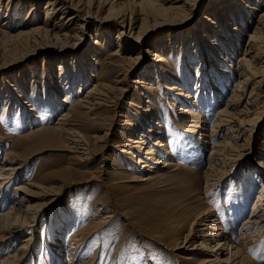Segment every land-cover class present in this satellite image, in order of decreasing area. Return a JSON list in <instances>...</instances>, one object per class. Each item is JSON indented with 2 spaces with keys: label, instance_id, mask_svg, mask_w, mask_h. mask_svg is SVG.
<instances>
[{
  "label": "rangeland",
  "instance_id": "rangeland-1",
  "mask_svg": "<svg viewBox=\"0 0 264 264\" xmlns=\"http://www.w3.org/2000/svg\"><path fill=\"white\" fill-rule=\"evenodd\" d=\"M30 1L0 0L2 16L0 22L7 20L11 24L12 27L8 29L10 34L43 22L45 18L43 7L46 0H35L36 10L28 17ZM139 1H117L120 7L130 12L132 18L138 20L134 23L136 26L132 30L134 33L138 31L140 21L139 17L134 15L136 11L142 14L150 12L148 5H136ZM91 3L83 4L79 8L81 16L85 11L89 12L82 29L72 28L75 26L71 21L68 23V29L77 33L76 38L81 44L75 55H71L70 52L61 54L47 48L50 44L47 40L40 41L32 37H27L28 40L9 39L0 35V160L6 152L17 154L20 160L24 158L16 174L18 177L11 178L7 191L12 192L13 187L21 179L56 186L52 195L41 201L44 205L37 214L34 226L20 225L17 227V238L14 242L4 246L0 244V261L6 255L14 253L19 248L21 240L28 237L30 242L27 243L25 255L16 264H55L54 259L59 258L56 257V252L61 242L62 246L68 249L73 246L72 241L75 239L80 243V246L73 249L78 256L76 264L88 261L92 255L94 257L88 264H228L225 260L222 263L211 261L203 263L207 257L197 243H191L187 249H176L189 232L191 234L198 231L206 234V230H202L203 223L200 226H197V223L202 218L210 216L209 220L219 217L222 228L226 230L225 237L230 234L233 246L242 249L244 254L242 261L245 264H264V227L258 231L256 226H252L250 233L253 236L243 240H240L239 234L240 231L247 230V228L242 230V223L252 210L251 201L256 194L255 191L261 188L263 179L259 175L251 176L254 188L245 202L230 195L231 191L239 189L245 197L248 191V188L242 189L237 185L232 187L236 167L251 161L259 166V162L264 161L261 153L264 151V95L259 103L260 115L258 114L257 120L260 124L257 128L259 135L256 141L250 139L248 143L254 149L250 152L248 148L238 150L237 155H229L227 165L222 162L220 163L223 165L222 168L214 166L223 171L222 179L220 178L217 184L205 185L204 174L208 170L210 144L205 142L201 145L193 140L195 136L197 137V132L191 135L189 131L191 129L199 131L201 128H195L196 125L203 127L204 122L208 123L206 128L209 131L217 110L222 105L209 91L204 97V104L201 105L197 101L195 105L192 104L195 99L180 101V98L164 89V86L175 81L183 86L185 79L190 77L192 80L196 79L197 61L192 60L189 63L192 73L188 76L182 74V62L184 59L189 60L186 52L196 53L200 47L194 38L187 44L188 35L182 36L181 33L191 29L194 20L205 14L207 9H211V0H200L197 6L195 5L199 13L190 14L195 16L189 21L186 20L185 13L189 15L192 7L188 4L181 9L185 10V13L181 11L180 14H176L177 16L174 15V20L178 18L179 20L173 22L171 24L173 26L155 25L160 21L153 22L149 19L148 30L144 34L145 37L143 36L146 43L142 45L143 52L136 46L131 51L133 57L139 56L136 62L138 64L134 63L135 60L133 62L127 60L130 56L128 50L122 53L117 48L115 37L119 27L113 24L112 16L106 15L111 0L105 2V5L101 4L102 6L97 1ZM249 3L252 7L256 6V3ZM263 5L264 0H260L259 7ZM166 6L169 4L164 7ZM6 7L8 11L5 10ZM7 12L8 15L5 16ZM174 12L173 9L170 16L175 14ZM256 15L257 11L253 17ZM219 19L220 17H216L217 22ZM128 21L127 19L124 25L126 33L129 30ZM184 22L187 23L176 25ZM98 30L103 33L96 38ZM205 30L202 34L197 33L200 38L212 28L206 26ZM247 30L243 40L247 39ZM94 38L99 42L94 60H91L92 69L89 73L93 77L88 80L87 85L84 84V80L82 81L81 75H77L76 79L74 77L69 79V73L72 74L70 70L79 62L78 55L84 53V46ZM163 43L168 45L166 51L162 50ZM156 45L161 48H155ZM155 50L164 56L169 65L163 69L165 71H161L160 81L152 82L155 89H151L153 92L150 93L140 88L135 81L149 79L146 66L150 64L149 55ZM191 52L190 54H193ZM239 57L240 54L237 52L232 55L234 64ZM58 61L64 62V66H67L65 72L60 73L57 69ZM83 61L80 60L82 63ZM147 68L149 70V67ZM170 72L177 74L176 80L175 75L169 76ZM123 77L127 79L129 85L123 94H107L102 106L99 105L89 111L90 113L74 112L76 117L73 119L76 124L71 128L83 136L84 139L79 140L80 143L71 135L66 136L68 138L65 140L63 137H54L50 131H43L44 137L37 135L40 132H31V128L40 130L53 126L60 113L66 109L65 103L74 102L78 97L77 90L83 86L85 88L91 86L95 81L114 85L113 81L116 78ZM68 80L73 83H69ZM233 84V80L228 82L221 103L229 96ZM194 85L192 91H196ZM64 98L65 103L62 100ZM46 100L55 101L58 107L42 105ZM144 105H149L153 109L156 113L155 120L162 126L158 127L160 131L158 136L151 135L153 139L157 137L162 140L166 146L157 149V155L170 161L172 165L168 168H157L160 170L158 176H154L152 180L138 181L146 177L140 165L135 162L139 154L137 150H129L130 153H126L127 149L120 145L127 144V139L131 136L129 129L132 123L137 124L140 130H136L132 137H138L140 134L150 136L141 123L143 112L140 107ZM180 108L189 109L193 114L185 118L178 110ZM31 114L37 117L36 123L33 124L35 126L27 122ZM93 135L97 138L91 137ZM80 146L87 147L91 153L79 159L74 150H80L78 149ZM231 154H235V151ZM10 205V199L4 201L0 205V213L9 209ZM63 212H66L68 217L65 216L67 218H62L61 221L57 216ZM97 220L103 222L93 225L92 223ZM59 227L66 229L61 240L56 239ZM183 256H190L191 259H183ZM225 257L224 255L221 258ZM67 258L64 256L60 259L65 264Z\"/></svg>",
  "mask_w": 264,
  "mask_h": 264
},
{
  "label": "bare ground",
  "instance_id": "bare-ground-1",
  "mask_svg": "<svg viewBox=\"0 0 264 264\" xmlns=\"http://www.w3.org/2000/svg\"><path fill=\"white\" fill-rule=\"evenodd\" d=\"M34 1L35 0L30 1L28 17L36 10L37 4ZM94 1H97L100 5H105V2L108 3L110 0H46L43 7L45 18L41 24H35L30 26L29 29L19 30L14 34H10L11 32H9L8 29L12 26L6 20L0 22V35L9 39L18 38L25 40L27 37H32L33 39H39L40 41L47 40L50 42L47 48L55 50L61 54L70 52L71 55H75L76 50L81 44L76 38L77 33L73 31L70 32V29H68V23L71 21V24L75 26L72 28L82 29L85 22H87L86 20L89 12L85 11V14L81 16L79 14V8L86 3L90 4V2H92L91 4H93ZM117 1L118 0H111L106 15H109L110 17L112 16L113 24L119 27L115 37L117 40V48L120 52L122 51V53L125 50H128L130 56H127L128 58H126L132 62L135 60V64H138L136 62L139 56L133 57L131 51L134 49V46H136L140 52H143L142 45H146L144 42V34L148 30L147 26L149 19L153 22L160 21V23H155V25L162 24V27H164L163 25L173 26L171 24L179 20V18L174 20L175 16L180 14L181 11L185 13V10L181 9L190 4L192 9L189 15L185 13L186 20L189 21L195 16H191L193 13H199L198 9L196 10L195 5L197 6L198 2H200V0H140L136 5L146 4L150 8V12L142 14V12L139 13V11H136V13H138H135L134 15L139 17L140 21L138 31L134 33L132 32V30L136 28L134 23H137L138 20L132 18V16L129 15L130 12L128 13L120 7ZM249 2L256 3V6L252 7ZM259 2L260 0H211V9H207L205 14L196 18L192 23L191 29L181 33L183 34L182 36H185V34L188 35L186 36V39H188L187 44H189V42L191 43L194 38L198 41L200 47L199 51H196V53L190 51L193 53L190 54V52H186L189 55V60L187 61V59H184L182 62V74L188 76L189 73H192L190 70L191 65L189 63H191L192 60L197 61L196 79L192 80L191 77L185 79L183 86L177 81L164 86L165 90L180 98V101L195 99L192 104L196 105V102L199 101V103L203 105L204 97L208 95L209 91L215 96L217 102L222 105V107L217 110L216 117L214 118L209 131L206 128L208 125L206 122L202 125L203 127L196 125L195 128H201L199 131L196 129H191L189 131L191 135H194L197 132V137L195 136L193 140L201 143V145H204L205 142H209L210 144V152L207 162L208 170L204 174L205 185L217 184L222 179L221 176L223 175V171L214 166L222 168L223 165L220 164L222 162L227 165L228 162H226V160H230L229 155H237L239 153L238 150L243 148H248L250 152L254 149L253 146H249L248 144L250 139L256 141L259 135V130H257L260 126L257 122L259 118L258 114L260 115L259 103L264 95V5L263 7H259ZM166 4H169V6L164 7ZM173 9L175 10V14L170 16ZM5 10L8 11V8L6 7ZM256 11L257 15L254 18L253 15ZM6 15H8V12L5 16ZM1 17L2 16L0 15V18ZM216 17H220L218 22ZM63 18L65 20H63ZM127 19L129 20L128 33L124 31V25L126 24ZM79 20L80 22H78ZM187 22L176 25H183ZM206 26H210L212 30H208L207 33L200 38V35L198 34H202L206 29ZM246 30L248 32L247 39L243 40ZM102 33L103 31H96V38H99ZM200 39L202 40L200 41ZM98 42V39L95 38L92 41L87 42L83 48L84 53L78 55L80 56L79 62L70 70L72 74L69 73V79L73 77L76 79L77 75H81L84 84H88V80L93 77L89 72L92 69L91 60H94ZM56 45H59V47ZM161 46L163 51L167 50L168 45L163 43ZM161 46L156 45L155 48L158 49L161 48ZM236 52L240 54V57L234 64L232 61V55ZM117 55L119 54L117 53ZM149 56L151 57L149 59L150 64L148 66L145 65L147 77L149 79H144L142 82H135L139 84L140 88L151 93L153 92L151 89H155V87H153L154 83L152 82L160 81V78L162 77L161 71H165L163 69L168 67L169 63L164 59V56L157 53L156 50L152 51ZM73 59L75 61L74 57ZM80 60H84L83 63L80 62ZM56 67L60 73L62 71L65 72V68H67V66H64V62L61 63L59 61L57 62ZM147 67H149V70H147ZM172 74L175 75L174 80H176L177 74L170 72L169 76H172ZM231 80L234 81L233 89L230 91L229 96H227L224 102L221 103V97L225 95L224 93L227 89L228 82ZM68 81L69 83H73L71 80ZM113 82L114 85H109L102 81L98 83L95 81L91 86H87L86 88L83 86L78 89V97L74 102L70 103L66 102L65 98L62 99L64 103L66 102L65 104H67V107L62 113H60L53 126L40 130L33 129L30 126L29 128L32 129L31 132H40L37 134L40 137H44L42 134L45 132L43 131L52 132L54 137L59 136L66 138V136L71 135L72 138H76L74 139L76 142L78 141V143H80V141H83L84 139H82L83 136H80L74 128H71L72 125L76 124L73 119L76 117L74 112L79 111L90 113L89 111L103 104L102 102L104 101V97H107V94H123L129 88L125 77L119 79L116 78ZM68 85V88H70V84ZM193 85L195 86L196 91H192ZM71 86H73V84ZM45 104L50 105L52 108L58 107V104L55 101L52 102L46 100L42 102V105ZM140 109L143 112L141 114L143 118L141 123L146 127V132L149 133L150 136L140 134V137H132L135 135V131L139 130L138 125L132 123L130 124L131 128L129 129L131 136L128 137L127 144H121L120 146L127 149V152L122 151L126 153H130L129 150H137V153L139 154L137 157L139 158H137L135 162L140 165L141 171L146 174V177L138 179V181H148L152 180L154 176H158L157 174L160 170H157V168H168L172 163L157 155V149L166 148L164 142L157 137L154 139L151 138V135L153 134L158 136V134H160L158 127H162L160 123L155 120L156 113L149 105L141 106ZM9 110L10 108L8 111ZM22 110L23 106L21 112ZM178 110L182 112L181 114L185 118L193 114L189 109L180 108ZM36 120L37 117L34 114H31V116L27 118V122L32 126H35L33 124L36 123ZM150 124L151 126H149ZM254 131L255 135L253 136ZM91 137L97 138L95 135ZM67 138L65 140H67ZM84 147L80 146L78 148L80 150L78 151L73 148L75 155H78L76 157L79 159L90 152L87 147ZM73 150L71 152H73ZM233 151H235V154H231ZM261 153L263 155L261 156L264 158V151L262 150ZM9 159L10 161H8ZM23 160L24 158L20 160L18 155L13 152H6L0 160V205L6 200L10 199L11 201L9 209L0 213V244L3 246L16 240L17 227L20 225L29 227L34 226L37 214L44 205L41 201L52 195L53 191L56 189V186L54 185L36 184L21 179L19 183L13 187L12 192L8 193L7 185L11 178L18 177L16 174L19 172ZM215 160L217 162H215ZM250 164L255 168H252ZM252 175L255 177L259 175L263 181L261 188L255 191L256 194L251 201L252 210L242 223V230L245 228H247V230L244 232L240 231V240L253 236V234L250 233V228L252 226H256V230L258 231L264 227V161L259 162V166L256 165L254 161H251V163H241L237 166L234 173V185L232 187L237 185L242 189L248 188V191L245 197L241 194L239 189H234L231 191L230 195L245 202L248 199L249 193L254 188L251 183ZM206 215H208V213H206ZM65 216L68 217L66 212H63L60 216H57V218L62 221L64 218H67ZM208 218H210V216L202 218L197 223V226H200V224L203 223L202 225L204 226V229L202 230H206V234L199 233L198 231L191 234L189 232L188 236L184 237L181 245L179 247L176 246V249H187L191 243H197L201 251L205 253V257H207V260H204L203 263L208 261H211V263H222L224 262L223 260H225L228 264H245L242 261L244 258L242 249L239 246H233L234 242L230 234L228 237H225L226 230L222 228L219 217L213 218L212 220H209ZM100 222L103 221L97 220L92 224L98 225ZM59 228L60 229L56 232L57 240L62 239V235L66 230L62 227ZM77 240L78 239L72 241L73 246L71 245L68 249L64 248L62 246L63 243L60 241L61 246L58 247L56 252V257L59 258L58 260L54 259L55 264H64V261L60 259L64 256L68 257L65 264H76L78 256L73 249L80 246L79 240ZM28 242H30L28 237L21 240L19 248L14 253L6 255L0 261V264L18 263L25 255V250L28 248ZM240 246H242V244H240ZM224 255L226 257L221 258ZM93 257L94 255H92L88 261H83L78 264H88ZM183 259L190 260L191 257L183 256Z\"/></svg>",
  "mask_w": 264,
  "mask_h": 264
}]
</instances>
